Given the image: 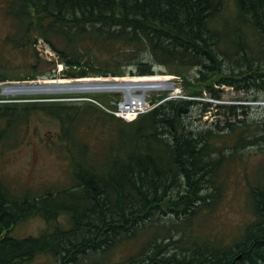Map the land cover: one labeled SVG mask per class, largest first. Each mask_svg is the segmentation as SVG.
<instances>
[{"label":"trees","instance_id":"1","mask_svg":"<svg viewBox=\"0 0 264 264\" xmlns=\"http://www.w3.org/2000/svg\"><path fill=\"white\" fill-rule=\"evenodd\" d=\"M7 4L18 23L5 43L27 51L42 42L61 78L171 75L186 99L151 96L131 122L113 114L109 94H86L106 110L72 100L80 95L0 99V155L47 120L58 128L48 147L68 167L66 185L23 195L0 179V264H264V120L237 118L246 102L264 101V0ZM29 67L0 82L55 78ZM224 88L254 97L216 105L222 120L202 126L201 106ZM248 154L263 159L249 168ZM230 186L243 189L250 218L233 238L202 233ZM34 218L46 224L37 237L14 235Z\"/></svg>","mask_w":264,"mask_h":264},{"label":"rangeland","instance_id":"2","mask_svg":"<svg viewBox=\"0 0 264 264\" xmlns=\"http://www.w3.org/2000/svg\"><path fill=\"white\" fill-rule=\"evenodd\" d=\"M10 0H0V5L7 4ZM18 22L14 19L3 17L0 10V32L7 31V35H13L16 31L14 25L16 26ZM12 24V25H11ZM13 41L12 36L9 37ZM9 40L8 43H0V73L6 74L8 76H24L26 73H30V65H35L37 67V73L48 72L50 69V74H55V78H40L35 81H3L0 82V99L2 98H11L16 96H38V95H48V96H64V95H80L78 98H72V100H87L97 106H102L99 102L86 97V94H94L98 97L102 95L109 94L115 97L113 100H118L117 102V112L121 111L119 108L122 107V102L124 101V92L116 91H96L89 93H68V94H12L5 95L3 94L2 89L5 87H16L21 83L30 85H51V84H75V83H87L89 85H97L102 83H118L123 81H135V80H159L163 82H168L170 85L169 89H159L152 91H142L135 89L134 94H144L143 99L144 103V112L149 111L153 106L150 103H147L149 96H162L164 95L163 100H176L180 99L178 91L179 83L177 79L170 80V78H165L156 74L154 77L142 76L135 78L134 76H125L117 78H101V79H64L61 78V74L64 71L63 65L58 61L57 57L52 53V51L44 45L42 42H38L34 50H18L13 48V44ZM146 60L148 57L146 56ZM127 65V62H124ZM126 70H129L127 67ZM162 68H155V71H163ZM176 88L171 90V82ZM11 84V85H10ZM21 86V85H20ZM101 93V94H96ZM254 96L250 93L238 92L231 88H224L221 93L220 101H212L207 97V101H204L205 108L204 116L201 117L202 126L205 124H211L216 121H221L222 116L218 115V110L216 105L219 104H229L233 101H238L240 99H252ZM259 98L258 101L252 103H245L249 108L238 109L237 118L241 119L243 117H249L251 120L262 119L264 120V101ZM126 100V99H125ZM130 101L126 100L128 104ZM147 110V111H146ZM199 111V110H198ZM198 111L196 110L193 114L197 115ZM243 111V113L241 112ZM242 113V114H241ZM246 114V115H245ZM118 117V115H117ZM230 116H228L229 118ZM194 117L190 116V119L193 120ZM235 118V117H231ZM197 124V123H196ZM30 130L27 134H24V140L21 142L20 146L16 149H13L9 152H4L0 155V179L2 183L8 187L11 191L15 192L17 195L26 193V190H29L30 193L40 191L44 185H58L64 186L67 184V161L64 159V154H59L53 150H50L48 145L52 143L53 138L55 137L58 128L52 122L47 120L42 121H33L30 126ZM27 136V137H26ZM251 152L253 150H250ZM255 153V151L253 152ZM249 155V154H248ZM246 155L243 157V160L248 164V167L257 165L258 162H261L260 155ZM263 159V158H262ZM237 163V162H236ZM237 167V166H236ZM238 173V172H237ZM241 172L238 173V176L232 177L234 180H242ZM234 186H230V190L227 192V195L219 206L216 209V212L212 215L211 219L207 222L208 231L202 232L210 235L211 237H224L227 239L238 235L245 224L250 218V212L248 210L247 204L245 203L243 189L237 187L233 189ZM23 195V194H22ZM46 224L39 218L29 219L24 223H21L15 228V236L23 238L26 236L37 237L44 229ZM47 259L37 258L32 264H48Z\"/></svg>","mask_w":264,"mask_h":264},{"label":"bare ground","instance_id":"3","mask_svg":"<svg viewBox=\"0 0 264 264\" xmlns=\"http://www.w3.org/2000/svg\"><path fill=\"white\" fill-rule=\"evenodd\" d=\"M97 85H89L87 83H67V84H51V85H37V84H20L16 87H5L2 89L3 94L12 95V94H68V93H89L96 91H123L125 96L124 98L130 101L128 104L126 100L122 102L121 109L128 111L131 109H141L144 107L143 95H135L134 90L142 91H152L159 89H169L170 85L168 82H163L159 80H135V81H123L116 83H102ZM11 85V84H10Z\"/></svg>","mask_w":264,"mask_h":264},{"label":"built area","instance_id":"4","mask_svg":"<svg viewBox=\"0 0 264 264\" xmlns=\"http://www.w3.org/2000/svg\"><path fill=\"white\" fill-rule=\"evenodd\" d=\"M177 92V91H176ZM180 96V95H179ZM146 103H144L145 105ZM145 107H142L141 109H131L128 111H124L121 108H119L121 111H119V113H116V115H118L119 117L123 118L126 121H132L134 120L140 113H143V109ZM147 111V110H146Z\"/></svg>","mask_w":264,"mask_h":264},{"label":"flooded vegetation","instance_id":"5","mask_svg":"<svg viewBox=\"0 0 264 264\" xmlns=\"http://www.w3.org/2000/svg\"><path fill=\"white\" fill-rule=\"evenodd\" d=\"M13 6H11L10 4H3V5H0V10H1V15L3 17H7L9 18V13L7 12L8 9H12ZM12 25V24H11ZM8 39V35H7V31H4V32H0V43H5V40Z\"/></svg>","mask_w":264,"mask_h":264},{"label":"water","instance_id":"6","mask_svg":"<svg viewBox=\"0 0 264 264\" xmlns=\"http://www.w3.org/2000/svg\"><path fill=\"white\" fill-rule=\"evenodd\" d=\"M21 84H24V83H21Z\"/></svg>","mask_w":264,"mask_h":264}]
</instances>
